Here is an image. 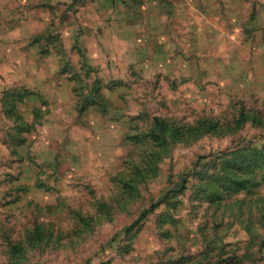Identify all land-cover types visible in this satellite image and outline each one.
Listing matches in <instances>:
<instances>
[{"label": "rangeland", "instance_id": "374dc122", "mask_svg": "<svg viewBox=\"0 0 264 264\" xmlns=\"http://www.w3.org/2000/svg\"><path fill=\"white\" fill-rule=\"evenodd\" d=\"M0 136V264H264V0H0Z\"/></svg>", "mask_w": 264, "mask_h": 264}, {"label": "crops", "instance_id": "0c3cea01", "mask_svg": "<svg viewBox=\"0 0 264 264\" xmlns=\"http://www.w3.org/2000/svg\"><path fill=\"white\" fill-rule=\"evenodd\" d=\"M122 20H125V19H122ZM121 28H125L126 29V26H122ZM1 139H2V136H0V144H4Z\"/></svg>", "mask_w": 264, "mask_h": 264}]
</instances>
